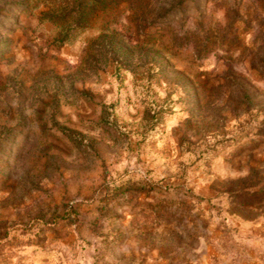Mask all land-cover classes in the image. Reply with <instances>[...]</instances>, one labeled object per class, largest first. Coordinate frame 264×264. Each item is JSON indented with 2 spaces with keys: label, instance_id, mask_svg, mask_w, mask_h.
Listing matches in <instances>:
<instances>
[{
  "label": "rangeland",
  "instance_id": "1",
  "mask_svg": "<svg viewBox=\"0 0 264 264\" xmlns=\"http://www.w3.org/2000/svg\"><path fill=\"white\" fill-rule=\"evenodd\" d=\"M0 264H264V0H0Z\"/></svg>",
  "mask_w": 264,
  "mask_h": 264
}]
</instances>
